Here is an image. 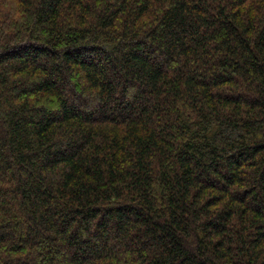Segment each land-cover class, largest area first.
<instances>
[{"label": "trees", "instance_id": "16d2710c", "mask_svg": "<svg viewBox=\"0 0 264 264\" xmlns=\"http://www.w3.org/2000/svg\"><path fill=\"white\" fill-rule=\"evenodd\" d=\"M0 264H264V0H0Z\"/></svg>", "mask_w": 264, "mask_h": 264}]
</instances>
